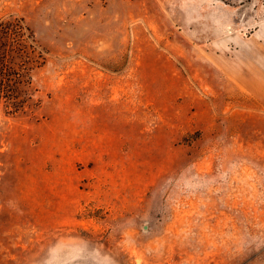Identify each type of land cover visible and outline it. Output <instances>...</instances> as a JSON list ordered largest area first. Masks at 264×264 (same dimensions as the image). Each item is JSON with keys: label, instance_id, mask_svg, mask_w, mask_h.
Masks as SVG:
<instances>
[{"label": "rangeland", "instance_id": "1", "mask_svg": "<svg viewBox=\"0 0 264 264\" xmlns=\"http://www.w3.org/2000/svg\"><path fill=\"white\" fill-rule=\"evenodd\" d=\"M31 99L0 102V264H264V0H0Z\"/></svg>", "mask_w": 264, "mask_h": 264}, {"label": "trees", "instance_id": "2", "mask_svg": "<svg viewBox=\"0 0 264 264\" xmlns=\"http://www.w3.org/2000/svg\"><path fill=\"white\" fill-rule=\"evenodd\" d=\"M32 48H37L25 23L13 18L0 22V102L17 112L31 99Z\"/></svg>", "mask_w": 264, "mask_h": 264}]
</instances>
